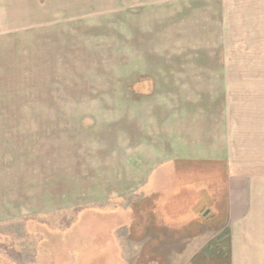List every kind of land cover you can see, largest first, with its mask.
<instances>
[{"label": "rangeland", "instance_id": "rangeland-1", "mask_svg": "<svg viewBox=\"0 0 264 264\" xmlns=\"http://www.w3.org/2000/svg\"><path fill=\"white\" fill-rule=\"evenodd\" d=\"M221 66L234 119L264 105V0H0V264L225 257L142 190Z\"/></svg>", "mask_w": 264, "mask_h": 264}, {"label": "crops", "instance_id": "crops-1", "mask_svg": "<svg viewBox=\"0 0 264 264\" xmlns=\"http://www.w3.org/2000/svg\"><path fill=\"white\" fill-rule=\"evenodd\" d=\"M210 75L206 85L196 87L210 92L201 101L197 96L184 103L179 120L163 127L166 158L151 164L142 190L156 197L157 217H170L165 210L171 205L180 208V214L171 215L177 219L163 218L165 224L184 227L207 211L218 225L226 256L209 246V261L195 256L188 264H264V105L234 119L227 95L230 70L221 66ZM174 143L177 153L170 149Z\"/></svg>", "mask_w": 264, "mask_h": 264}, {"label": "water", "instance_id": "water-1", "mask_svg": "<svg viewBox=\"0 0 264 264\" xmlns=\"http://www.w3.org/2000/svg\"><path fill=\"white\" fill-rule=\"evenodd\" d=\"M207 213H208V212L206 211V212L203 214V217H205V216L207 215Z\"/></svg>", "mask_w": 264, "mask_h": 264}]
</instances>
